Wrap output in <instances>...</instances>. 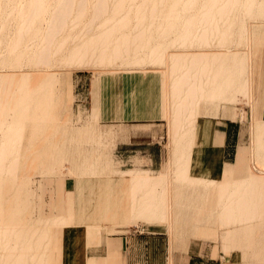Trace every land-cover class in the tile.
<instances>
[{
  "label": "bare ground",
  "instance_id": "bare-ground-1",
  "mask_svg": "<svg viewBox=\"0 0 264 264\" xmlns=\"http://www.w3.org/2000/svg\"><path fill=\"white\" fill-rule=\"evenodd\" d=\"M263 18L264 0H0L2 67L10 63L15 68L40 63L48 67L54 63L60 67L125 66L103 80L106 98L101 107L97 98L94 100L89 126L77 130L70 125L55 126L52 133L60 132V138L46 139L40 145L36 171L42 178L54 177L67 164L66 171L78 179L110 181L107 172H99L101 155L93 156V133L101 132L98 120L143 117L167 121L174 154L172 173L182 186L169 193L172 187L166 181L167 172L153 175L148 170L115 166L110 172L124 185L117 188L116 183V191L113 184L82 188L86 195L76 198L83 202L78 215L15 222L13 213L2 208L0 264H64L65 244L72 242L73 235L96 234L101 220L118 225L165 223L170 233L174 224L203 228L218 218L227 226L221 234L223 250L249 249V240L264 227V176L244 172L250 146L239 145L236 164L221 174L209 171V165H198L194 158L202 157L204 145L220 134L214 121L198 122L206 104L209 109L205 112L213 115L223 114L227 104L241 98L252 110L260 111L264 105V75L259 83L254 75L259 51L232 49L237 36L243 41L249 36V47L251 43L253 48L263 45L264 25H252ZM212 47L218 50H210ZM163 64L166 70L141 68ZM51 80L46 78L45 83ZM24 83L26 75L0 73V174L9 176L18 174L24 139L26 147H32L40 133L33 128L24 137L21 119L25 110L9 106L8 101L24 99V91L11 90ZM45 110L53 117V106L33 112L38 117ZM10 112L13 122L7 124ZM252 117L251 150L259 153L264 166V147L260 145L264 118ZM82 136L86 139L79 143ZM262 245L252 240L255 255L264 254ZM73 259H77L75 254Z\"/></svg>",
  "mask_w": 264,
  "mask_h": 264
},
{
  "label": "rangeland",
  "instance_id": "rangeland-1",
  "mask_svg": "<svg viewBox=\"0 0 264 264\" xmlns=\"http://www.w3.org/2000/svg\"><path fill=\"white\" fill-rule=\"evenodd\" d=\"M252 25L263 27L264 18ZM236 38L237 44L235 42V45L232 47L233 50L240 53H249L251 50L254 51L252 43L249 47V40L251 41L249 36L244 41L238 36ZM39 46H43V43H40ZM262 46H264V44ZM212 48L210 50L215 51L216 48ZM39 52L40 51L37 50V53ZM55 64L56 63L51 66L49 65V67L47 64L45 65L43 63H40L38 66L36 65L37 67L35 64H33L34 66L30 64L16 68L11 63L6 67L0 65L1 74L16 73L26 75V84H15L11 89L12 91H24V99L22 101H8L10 107L23 109V111L25 110L23 112V119H21L22 122H24L21 128L23 136L26 137L33 128L40 129V133H37L32 147L27 148L24 139V145L20 149L21 152L19 154L21 161L19 163L17 176H9L4 173L0 174V209L3 208L6 211H11L15 222H29L35 219L39 214L38 204L40 200L43 201L44 204L42 206V212L49 214L50 209L48 204L50 196H52L49 190L54 191V200L57 204L60 198L66 200L78 197L84 198L87 188L109 185L110 187L114 186L113 188L116 191L115 187L117 184L119 185L117 188H121L122 185H124L123 182L117 181L116 175L109 172V170L105 172L108 171L106 174L111 180L108 182L99 181L105 184H100L99 182L95 183V181H93V184L91 183L92 180L85 181L81 178L78 179L77 176L71 175L66 171L67 164H64L65 170L62 168L61 173L55 174L49 182L43 180L44 178L42 179V175L36 171L37 157L41 155L38 149L39 144L46 142V139L49 138L55 141L60 138V132H56L55 134L52 133L55 126L70 125L74 129H81L89 126L92 123L91 116L94 100L97 98L101 107L102 104L100 103H103L106 98L103 88L101 87L103 80L107 78L110 72L123 71V69H125V66L100 68L86 64H69L60 67L59 63L56 64V66ZM141 68L161 71L166 70L167 67L163 64L160 66L145 65ZM48 76L51 77L52 82L45 83V79L49 78ZM115 84L117 85L116 89L120 90L121 85L119 86L116 81ZM24 86L26 87L23 89ZM0 90H2L1 87ZM45 96L48 97L47 100H43ZM0 102L2 103V101ZM50 106H53V117H48V111L46 110L42 115L38 117L35 116L37 112L34 113L33 109H49ZM208 109L207 104L201 109L200 112L202 113L198 115V122L203 124L214 121V129L222 134L221 127L223 121L228 118L235 119L239 124V130L241 129L242 134L238 144L250 146V151H248L250 153H248L245 160L246 168L244 172L246 173L249 170L250 172L264 176V166L261 165L263 160H260L259 164L256 163L257 159L261 158V156L259 153H253L251 150L253 147V139H251L250 134V125L253 118L251 117V105L247 103L245 99L243 100L241 98L234 104H227L223 114L220 111L217 115L208 114L205 112ZM9 114L10 115L6 118L7 124L13 122V112ZM97 123L101 128V132L93 133L94 138L102 140L103 143H105L102 148L105 154L103 155V159L110 161L112 168L116 166L122 170L143 169L148 170L153 175L167 172L166 181L168 183L170 182L169 186L171 184L172 187L169 188L170 190L168 189V192L174 193L181 189V183L175 180V175L172 173L174 160V154L172 152L173 144H171V133H169V127L165 119L154 120L153 118L118 116V118L113 119L101 118ZM261 142L260 145H263L261 146L263 148L264 140H261ZM221 143L222 137H213V146H221ZM207 145L208 144L203 147L205 153L202 157L197 155V157L194 158L196 161L195 163L202 167L208 166V162L212 158V154H214L209 152ZM50 146L52 147V145ZM32 151L34 153H32ZM219 156L216 154L215 157L217 158L218 170L221 172V169L229 167V165L224 164ZM234 162L235 160L232 163ZM23 166H25L26 170H22ZM26 175H31L32 178L25 179L24 176ZM20 177L28 181L26 188L29 194L28 197L32 199V208L29 210L26 209V203L22 204L18 202L14 203L13 206L7 205L6 197L1 193V186L3 183L12 182L16 179L21 180ZM76 178L78 181L75 180ZM40 183L44 186L41 193L39 188ZM88 183L91 184L92 187ZM75 185H77V189ZM82 188L85 190H82ZM80 192L83 194L79 195ZM90 203L93 204V201ZM81 204H83V202H74V212L76 215L79 214V207ZM90 206L91 205H89V209H91ZM81 220L82 218L79 219V221ZM105 222L107 225H105ZM99 223L100 226L96 232V238L85 246V256L83 259H77V262H79L78 264H105L104 260L95 259V257L102 256L106 252L103 248L106 240H110V238L114 239L115 237H118L119 245V259H117V264H264V254L255 255L253 252L254 249L252 248V240L258 244L261 243L263 248L264 227L261 226L254 233V238L250 240L251 246L249 249L246 250L241 248L237 251L236 248L231 247L230 251L226 253L222 248L224 242L222 241L221 233L226 230L227 226H222L218 218L214 220L213 227L219 231L220 237L217 238L211 236L209 228L204 229L205 235L201 236L186 234H175L170 236L165 223L159 224L138 221L137 223L118 225L108 220H103V222L101 220ZM188 227L187 224H174L172 231L175 229L185 232ZM99 232L101 233L99 234ZM70 243L68 242L65 245L69 246ZM100 244L102 247L97 250L96 247H99ZM76 249L77 248H70L67 249L66 252ZM261 252L264 253V250L262 249ZM65 264H68L67 260Z\"/></svg>",
  "mask_w": 264,
  "mask_h": 264
},
{
  "label": "crops",
  "instance_id": "crops-1",
  "mask_svg": "<svg viewBox=\"0 0 264 264\" xmlns=\"http://www.w3.org/2000/svg\"><path fill=\"white\" fill-rule=\"evenodd\" d=\"M256 50H258V56L255 59V65H254V69H255V77H256V83L260 82V79L262 80V77L264 75V46L259 45L258 47L253 48ZM260 56V57H259ZM256 87V86H255ZM257 90V89H256ZM252 116H255V119L257 117H263L264 118V105L260 108V111H258V109H253L252 110ZM251 116V117H252ZM78 129V128H77ZM76 129V130H77ZM219 132V131H218ZM221 132L222 134L219 135H213L211 141L208 143L207 148L209 149V152L214 153L211 156L215 157L216 154L220 157V159L223 161L224 164H228L229 166H233L236 164V159H237V150L239 145L242 144H238L241 140V129L239 130V124L235 119H231L228 118L227 120L223 121V125L221 127ZM99 133V132H98ZM222 137V143L221 146H213L212 145V140L213 137ZM94 138V136H93ZM86 138H84V136H82L80 138L79 143L83 140L85 141ZM78 143V145H79ZM42 143L39 144L38 149L39 152L41 153V145ZM95 147L94 148V153L93 156L96 157V155H101V158H98L99 162H103L102 165H100L99 168V172H105L106 170H109V172L113 169H115V167H111V163L110 161L103 159V155H105L102 151V148L104 147V144L102 140H98L96 138H94L93 143ZM238 146V147H237ZM245 146V145H244ZM247 146V145H246ZM237 148V149H236ZM26 150V149H25ZM208 152V153H209ZM32 153H34L32 151ZM209 153V154H211ZM258 158V157H257ZM217 158H211L208 162V170L209 171H213V173L216 175V173L221 174L224 173L228 167H225L223 169L218 170V163H217ZM235 160L234 163H232ZM262 160L261 158H258L256 163L259 164V161ZM108 172V171H107ZM52 177H45L43 180L46 181H50ZM21 179V178H20ZM26 179V178H25ZM25 179H21V180H14L12 182H6L5 184L3 183V185L1 186L2 188V195L6 197V203L7 205L9 204V206H13L14 203H18L21 202L26 203V209H31L32 208V199L31 197H28V190L26 188V185H28V181ZM40 193L43 191L44 186L40 183ZM49 192L51 193L52 196H50V200H49V204L48 207L50 209V213L49 214H45L42 212V206L43 201H39L40 203L38 204V209H39V214L38 216H36V218H40V217H45V216H50V215H63V216H67V215H71L74 214V210H75V206H74V202H76V198L75 199H58V203H55L54 200V191L53 190H49ZM28 197V198H27ZM13 208V207H12ZM214 220L212 221L211 225L200 228L197 225L194 226H189L188 229L185 232H182L181 230H175L170 232L169 235H182V234H186V235H193V236H201V235H205V230L206 228L210 229V234L211 236L214 237H220L219 235V231L216 230V228L214 229ZM224 232V231H223ZM222 232V233H223ZM221 233V234H222ZM94 238H96V234L91 233V234H87L85 235L83 238L80 235H74L72 238V243H70V245L65 248V252L67 249L70 248H77L76 250H72L70 252H66V256H64V264L65 261H68V264H78L79 262H77L78 258H82L85 256L84 254V248L85 246L90 243ZM251 240V239H250ZM249 240V242H250ZM102 245L100 244L99 247H96V249H101ZM105 249V253L100 256V257H95V259H102L104 260L105 264H117V259H119L118 256V249H119V245H118V237H115L114 239L110 238V240H106L104 247ZM77 256V259L74 260L73 259V255ZM120 255V254H119Z\"/></svg>",
  "mask_w": 264,
  "mask_h": 264
}]
</instances>
